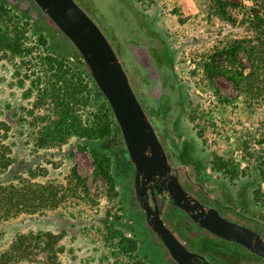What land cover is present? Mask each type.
I'll return each instance as SVG.
<instances>
[{
  "label": "rangeland",
  "instance_id": "374dc122",
  "mask_svg": "<svg viewBox=\"0 0 264 264\" xmlns=\"http://www.w3.org/2000/svg\"><path fill=\"white\" fill-rule=\"evenodd\" d=\"M75 1L111 41L167 152L176 148L172 130L182 142L180 161L195 155L264 214V74L250 59L264 32L254 21L263 14L257 0H111V10L100 11L91 0ZM132 30L157 40L156 62L176 80L171 96L156 101L148 94V79L124 46ZM1 38L15 50L0 49V142L14 160L0 181L29 192L33 206L0 220V254L27 248L22 264H176L136 207L134 168L120 131L71 42L33 0H0ZM59 58L67 62L63 79L87 82L79 104H70V118L84 132L45 144L58 99L44 89L50 59ZM86 94L105 101L110 115ZM179 218L174 225L184 234ZM193 233L197 246H220ZM221 250L217 264H264L248 256L234 263L231 249Z\"/></svg>",
  "mask_w": 264,
  "mask_h": 264
},
{
  "label": "water",
  "instance_id": "95a60500",
  "mask_svg": "<svg viewBox=\"0 0 264 264\" xmlns=\"http://www.w3.org/2000/svg\"><path fill=\"white\" fill-rule=\"evenodd\" d=\"M75 48L74 56L84 63L97 89L104 96L133 164V189L147 225L160 239L177 264H212L199 253L188 250L166 227L161 211L164 203L177 206L200 227L229 241L238 242L264 258V240L254 231L219 216L213 208L201 205L181 186L177 169L168 161L152 121L138 100L112 45L75 0H33ZM15 4L18 0H8ZM25 3H20V9ZM133 59L153 81L157 72L148 51L132 49ZM149 95L159 98L154 84ZM149 195L152 205L149 202ZM158 199L161 206L158 207Z\"/></svg>",
  "mask_w": 264,
  "mask_h": 264
},
{
  "label": "flooded vegetation",
  "instance_id": "af4514ba",
  "mask_svg": "<svg viewBox=\"0 0 264 264\" xmlns=\"http://www.w3.org/2000/svg\"><path fill=\"white\" fill-rule=\"evenodd\" d=\"M77 1L80 3L79 0ZM91 1L92 4H94L99 8V11L101 10V8L110 9V4L113 3V1L111 2V0H91ZM80 7L81 8L83 7L81 3H80ZM120 11H121L120 13H122L124 12V9L121 10L120 8ZM95 23L98 25V27L101 29V31L104 33V35L111 44V41L109 40L103 29L100 27L99 23L96 20ZM124 46L131 55L132 59H133L132 49L141 48L143 50L148 51L150 55L151 65L157 72V80L153 81L151 78H149L147 76V72L140 66V64L137 62L135 63L138 65V67L141 69V71L145 74L146 78L148 79V82L150 84L148 92L151 89V87H153L154 84L158 85L161 89L160 97L159 98L152 97V99L159 101L164 96H171L176 86V80L172 79L169 74H166L163 68H160L156 62V58L153 54V49L159 46L157 40H153L145 36V34L141 31L132 30L129 37L124 39ZM170 122L171 121H169V123ZM169 139L170 140L172 139L176 146V148L173 150V154L168 153L162 141L160 139L159 140L165 149L168 161L170 162L171 166L177 169V176L184 190L193 198H195L204 207L215 209L219 214V216H221L225 220L232 222L238 226L245 227L247 229L254 231L264 240V214L258 211V207L256 203L251 198H245V196L241 192H239L236 189V187L229 181L221 178L219 175L212 174V171L208 166L203 167V165L197 164L199 159H197L195 155L194 158L197 160H195L189 154H186L182 157V161H180L179 150L182 148L181 139L178 138V136L175 135V132H173L172 130L169 131ZM135 202L137 203L136 207L138 208V211L142 213L144 222L148 227V229L150 230V232L152 233L155 241L168 253L167 249L162 245L160 239L153 232V230L147 225L145 221L144 211L138 205L136 198H135ZM149 202L152 205V200L150 195H149ZM160 206H161V201L160 199H158V207ZM161 214L166 227L174 234V236L177 238L178 241H180L188 250L199 253L202 256H204L212 264H217L216 262L217 260L215 261V259L220 258L218 254L222 253L221 252L222 248H226V250L231 249V251H229L230 254H228V256L230 258V261L234 263L239 261V257L241 256L251 257L254 260H256V263L258 262L264 263V258L262 256L252 252L244 245L238 242L229 241L224 238H221L211 233L207 229L198 226L186 214V212H184L175 205L165 202ZM180 216H184L185 218L184 219L185 221L183 223L184 234H180L176 230V225H174L175 223H177V220L180 219L179 218ZM193 231L204 233L205 235L214 239L217 242V244L220 246L218 247H216V245L213 247L207 246L206 248L197 246L195 239H193V234H194ZM215 247L218 248L219 250H214Z\"/></svg>",
  "mask_w": 264,
  "mask_h": 264
},
{
  "label": "trees",
  "instance_id": "16d2710c",
  "mask_svg": "<svg viewBox=\"0 0 264 264\" xmlns=\"http://www.w3.org/2000/svg\"><path fill=\"white\" fill-rule=\"evenodd\" d=\"M255 7H259V9L263 13L262 16L256 15L254 19L255 25L257 28L262 27L264 31V0H257ZM262 32L259 31V34L261 35ZM11 41L12 40L1 38L0 49L14 51L15 49L12 45L13 42ZM251 47L253 48L252 52L255 51L254 54H252V52L250 54V59H252V67L254 69L257 68L264 74V32L259 43L257 45L252 44ZM50 61H52V65L49 66V68L52 71H50L51 73L49 72L50 74L47 75L48 85L44 89V95L48 92L47 95H49L53 99L55 97L58 99V101L54 102L53 104L55 106V109L57 110L55 111L57 118L53 121V123L51 122L52 124L47 125V127L49 125H51V127H48L46 130H44L45 133L48 134V136L43 138L45 144H48L47 142L53 143L54 141H57L58 137L65 138L66 136H69L73 133H75L74 135L77 136L83 134L84 131H82L81 127H79L78 124L74 125L75 120L70 118V110L72 109V106L70 104H79L77 95L81 93V90L83 91V89L87 87V82L86 84H83L80 79L75 80L73 76L67 78L66 80L63 79V74H66L64 71V67H67V65L65 64L67 62H65L62 58H59L56 61L54 59H50ZM86 78L88 80V83H90V88L93 89L95 84L87 73ZM86 95L87 99H92V101H96L100 105L106 116L110 115L109 108L107 107L105 101L102 100L98 102L99 100L97 101L96 98H91L90 94ZM72 126L74 127V129H71ZM3 127L4 128L2 131L6 133L7 126ZM104 129L105 127H102L100 131ZM11 153L12 152L10 146L0 142V177L4 176L14 163ZM94 156L96 158V152H94ZM32 206L33 202L30 198L29 192L25 191L23 188L18 187L17 184L8 183L7 181H0V220H6L16 217L21 213L30 210ZM28 254L29 252L27 248L10 249V251L0 254V264H22L21 261H23V259H26Z\"/></svg>",
  "mask_w": 264,
  "mask_h": 264
}]
</instances>
